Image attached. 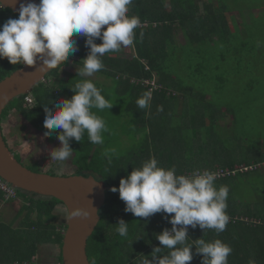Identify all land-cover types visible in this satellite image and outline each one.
Instances as JSON below:
<instances>
[{"label": "trees", "instance_id": "16d2710c", "mask_svg": "<svg viewBox=\"0 0 264 264\" xmlns=\"http://www.w3.org/2000/svg\"><path fill=\"white\" fill-rule=\"evenodd\" d=\"M214 1L216 2V0H133L128 6L127 15L138 16L141 22L149 23L148 26L138 27L135 30L133 44L135 55L126 54L120 50L115 53H106L103 57L105 67L99 72L114 78L119 83L120 93L127 92L130 95L131 101L127 110L130 111L131 107L133 120L139 126L135 136L138 133L145 134L141 135L137 149L133 147L128 157L103 153L97 144L88 140L87 134L81 142L75 141L74 138L70 141L74 152L71 157L72 162L68 163L83 168L88 172L86 176L93 175L97 180L105 181L108 186L105 203L99 210L100 222L87 243V256L90 264H141L145 256L152 259L151 254L154 248L163 247L156 239V234L161 233L165 228L171 229L170 217H166L164 213H156L148 218L136 217L125 211L126 205L120 199L119 192L111 191L113 187H119L121 178L130 174L134 167H141L153 156L159 161V166L165 168L174 166L177 174L192 173L197 170H235L234 174L217 178L215 181L217 187L222 185L229 187L226 211L230 220L226 230L217 234L214 229H207L204 233L199 226L189 227L188 243H194V240L199 238L206 241L221 239L233 249L228 257V264H248L249 260H255L256 264H264V208L259 212H255L250 207L242 209L239 207L240 202L231 197L232 191L241 183L244 176L263 170L264 135H259L256 141L251 143L246 137H238L235 132L225 143V138L223 136L219 138L215 132L219 125L224 127V133L228 131L232 133L233 128L240 129L241 133L245 130L239 128L240 125L237 126L240 118L236 114L232 116L231 125L226 126V121L222 118L231 116L233 112L217 104L213 96L211 97L205 91L210 81L215 83L218 90H224V85L228 86L227 84H231L230 89L234 90L235 86L241 84L237 92L242 96L249 92L251 96L247 100L243 99L248 104L243 102L241 108L247 109L248 112L251 109L249 103H252L253 108L258 106L261 112H258L256 117L261 115L262 118L264 105L254 103L256 95H263L259 87L261 83L253 87L257 79L247 81L245 76L249 75L247 63L250 64L251 60L264 61L261 59L264 57V50L258 49L257 44L249 47V41L241 35L240 27L236 24V26L229 24L228 18L223 15L225 12L221 11V3H218L220 0L217 1L218 4ZM263 11L264 9H259L258 14H262ZM18 17L19 15L9 8H2L0 28L9 18L18 19ZM151 23H156V25L150 26ZM251 24L252 22L247 21L243 25H246V30H250L253 34ZM179 31H182L185 38L183 44L178 43L176 39V33ZM260 31L264 34L262 29ZM253 36L259 35L254 33ZM85 39H77L79 51L69 56V59L80 67L83 66L82 60L89 52V48L85 46ZM101 42L99 39L96 40V43ZM186 45L191 48L182 51L181 55L177 54L176 51H180L181 47H186ZM223 46L228 53H223ZM216 47L222 48L217 56L210 53ZM231 54L233 59H229L227 63L226 59ZM187 57H190L189 61ZM193 57L198 58V61ZM185 62L188 64L187 68ZM67 63L68 60L61 67L53 69L44 81L35 86L31 92L36 101L34 108L25 107V95L19 96L13 100L15 103L12 101L4 110L2 120L8 117L11 110H19L20 115L34 128L44 131L46 116L44 106L48 105L52 111H55L61 99H71L74 95L71 88L81 79L77 72L70 73L66 78L60 75V70ZM173 63L174 67H185L186 71L182 74L175 71L169 72ZM209 65L214 71L219 70L213 78L209 75ZM225 66L234 73H231ZM22 67L23 64L13 65L6 58H0V81ZM260 68L259 66L257 73L264 75V68ZM153 79L161 85V89L154 91L148 108L139 109L136 104L137 99L150 90V85H145L143 82ZM200 82L204 83V87ZM170 86L179 90L174 91L169 88ZM181 100L185 107L191 104V108L184 112L187 115L185 119L196 120L191 126L188 125L185 128L177 126L178 129H174V133L191 131L189 135L192 136L187 138L186 145L189 147L192 144L197 147L190 148L186 157L180 150H175L173 142L175 137H170L172 127L175 125L170 126L169 123L173 122L175 115L179 114L178 104ZM161 105L163 106L162 111L158 110ZM209 107L212 109L207 110ZM156 110L160 115H154ZM247 117L251 119V115L248 114ZM137 125L135 127H138ZM153 133L164 134L158 136ZM54 135L57 136L56 133ZM234 139L235 142L230 145L231 140ZM194 140L196 143L193 142ZM242 166L248 168H240ZM17 192L18 196L29 201V204H24V209L29 214V228L26 226L22 234L19 231L16 232L12 241L10 237L7 243H0L6 244L16 253L14 260H18L21 264H35L36 261L33 259L37 256L39 245L55 243L60 248L62 247L67 225L57 229L54 210L64 204L54 197L42 196L21 189H17ZM33 214L36 215L35 218H32ZM120 219L129 224L126 237L119 236L115 230V225ZM8 233L9 229L5 228V234L8 235ZM16 239L22 240V250L14 245ZM192 251L193 260L190 264H202V255L196 254L195 247ZM58 259L61 264L63 262L61 250ZM0 260V264L11 262V260H4L3 257Z\"/></svg>", "mask_w": 264, "mask_h": 264}, {"label": "clouds", "instance_id": "9594fccd", "mask_svg": "<svg viewBox=\"0 0 264 264\" xmlns=\"http://www.w3.org/2000/svg\"><path fill=\"white\" fill-rule=\"evenodd\" d=\"M132 2H26L20 4L18 19L9 18L0 28V58H6L13 65L36 67L39 63L42 72L61 67L70 55L79 51L77 39L86 38L85 46L89 52L82 60L83 66L78 68L77 75L81 79L71 88L74 95L71 99H61L55 111L48 105L44 106V135L56 133L61 144L50 151V157L61 166L73 155L70 144L73 138L81 142L87 134L93 144L104 142L103 133L108 131L106 121L94 109L110 110L113 104L102 95V89L90 77L105 67L103 57L106 53L119 52L134 44L135 30L142 22L138 16L127 15ZM0 5L4 8V0H0ZM97 39L102 42L96 43ZM160 89L161 85L156 90ZM153 93L146 91L137 99L139 109L150 106ZM158 110L162 111L163 106H159ZM217 176L211 170L177 174L174 166H159V161L153 156L121 178L118 188L111 189L119 192L126 205L125 211L136 217L148 218L156 213L170 217L171 229L165 228L156 234L163 247L154 248L152 259L145 256L141 264H190L193 247L196 254L202 255V264H228L233 249L221 239L206 241L199 238L194 243H188L189 226H199L204 233L207 229H214L217 234L226 230L230 220L226 211L229 187H217ZM115 226L119 236L128 235L129 224L123 219ZM248 264H256V261L249 260Z\"/></svg>", "mask_w": 264, "mask_h": 264}, {"label": "rangeland", "instance_id": "374dc122", "mask_svg": "<svg viewBox=\"0 0 264 264\" xmlns=\"http://www.w3.org/2000/svg\"><path fill=\"white\" fill-rule=\"evenodd\" d=\"M213 1V0H212ZM218 0H216V4L221 3L219 9L225 13H223L224 16H226L227 21L229 20V24L236 26L238 25L241 30V35L249 41V47L255 46V44L259 45L258 49L261 51L264 50V34L261 33L260 29L264 32V11L262 14H258L259 9H264V0H220V2L217 3ZM252 22L250 25L251 31L254 33H258L260 36H253V34L250 33V30H246V25L244 26V22ZM236 24V25H235ZM257 24V25H256ZM239 38H242L241 36L235 34ZM176 39L177 42L180 44L185 43V38L183 37L182 31H179L176 33ZM222 47V45H220ZM191 48L190 46H187L183 48L181 47L180 51H176L177 54L182 53L184 50H188ZM128 49V47H127ZM220 47H216L214 50H211L210 53H214L215 56L219 55L221 53ZM223 53H228L227 49L223 46ZM130 51V50H128ZM126 52V51H125ZM260 55L261 52H259ZM126 54H128L126 52ZM189 56V55H188ZM69 59V58H68ZM188 61L190 60V57L186 58ZM194 60L198 61V58L193 57ZM229 59H233L232 54L227 57L226 62L229 63ZM261 59H264L261 58ZM69 62L60 70V75L63 78H66L69 76L71 72L76 71L79 66L72 63V60H68ZM193 62V61H191ZM257 61L254 60L250 61V64H246L247 69L249 72H247L249 75H246L245 78L247 81H250L251 79H257L255 85L253 87H256L259 83V87L261 88L262 96L256 95L254 99L255 102L258 105H264V75H261L257 73L259 71L258 67L264 68V61ZM183 64V62H182ZM217 63H215L216 65ZM174 63L172 64L171 71L172 73L178 72L182 74L186 71L185 67L187 68L188 64L185 62V67H174ZM231 73H234L231 71L230 68L225 66ZM260 68V69H261ZM180 71V72H179ZM209 75L211 78H213L215 75H217L218 71L215 70L209 65ZM224 75V74H223ZM251 75V77H250ZM92 79L97 87L102 88V93L105 96L106 99H108L112 104L113 107L108 110L105 109L103 111L96 110L98 115L102 116L104 120L106 121V125L108 128V131L103 133L104 142L101 145H98V148L100 151H102L105 154L108 155H115V156H125L128 157L130 152H132L133 147L137 149L139 142L143 134L145 133H138L137 136L135 134L139 130V126L135 123L132 117V109L130 107V111L127 110L129 107L131 98L130 95L127 92H119V83L112 77L106 75L105 73L97 72L94 74V76L90 77ZM209 79V78H208ZM207 79V80H208ZM246 81V82H247ZM208 82V81H207ZM134 84V83H132ZM200 84L204 87V83L200 82ZM228 86L224 85V90H218L215 83L210 81L206 88V93L208 95L213 96L217 104L227 107L228 109H231L233 112L231 116L228 117L225 116L224 119L225 125H231V119L234 117L233 115L236 114L240 118L237 126L239 128L244 129L245 132H242L237 130L236 128L232 129V133H224V127L219 125V127L215 130V132L218 134V137L225 138V143H227L230 139L229 137H232L234 133L242 138L246 137L248 142L254 143L256 141V138L259 137V135H264V116L259 115V117H256V115L261 113L258 110V106H252V103L250 104L249 113L246 111L247 109L241 108L242 103L245 102L244 100H247L251 98L249 96V92H247V95L244 96L241 95V93H238V87L242 86L241 84L235 86L234 90H231V84H227ZM201 87V86H200ZM226 87V88H225ZM170 89L174 90L177 88H174L172 86L169 87ZM179 90V89H177ZM242 90V89H241ZM236 91V92H235ZM259 93V94H261ZM260 96V97H259ZM191 98V97H190ZM210 98V96H208ZM192 99V98H191ZM244 99V100H243ZM257 101V102H256ZM12 103H15L13 101ZM193 103V102H189ZM248 104V103H247ZM191 108V104H187V107L184 105L181 106L179 114L175 115L174 121L170 122L169 125L171 126L174 124L175 126L172 127L173 131L171 130L170 137L174 138L173 142L175 144V150H180L183 155L186 157L188 155V150L190 148L195 149L197 145H192L188 147L186 145L187 138L191 137L192 135H189L191 131H188V133H174L175 128L177 126H184L187 127L188 125L191 126L196 120H192V118H187L186 114H184L185 110H189ZM183 109V110H182ZM211 110L212 107L207 108V110ZM16 113L12 110L9 112L8 117L5 120H8L9 117L13 120L12 125L10 126L7 124V121H3L6 126V136H7V142L9 144V147L11 151L14 152L15 156H17L20 161L27 166L28 168L32 169L35 172H41V173H48L50 175L54 176H71V175H83L86 176L88 172L84 170L83 168H78L76 166L70 165L68 162L71 161V158L68 162H65L63 166L55 162V164L52 162L50 157V151L54 148H57L58 146H61L59 140L57 139V136L50 135V138L48 136H45L44 134H37L40 132L45 133L46 129L44 131L39 132V130H36V128H32L33 126L26 121L19 113V110H15ZM248 114L251 115V119H248ZM233 116V117H232ZM254 116V117H252ZM238 117H236V120H238ZM11 121V120H10ZM138 127H135V126ZM192 128V127H191ZM232 128V127H230ZM178 129V128H177ZM62 130H57V132ZM173 132V133H172ZM190 132V133H189ZM140 134V135H139ZM147 134V133H146ZM151 135V133H149ZM154 134V133H153ZM160 136V134L164 133H155L154 135ZM12 135V136H11ZM43 135V136H42ZM169 135V133H167ZM41 136V138H40ZM28 137V139H27ZM49 138V139H48ZM26 140H29V144ZM160 140V139H158ZM241 141V139H240ZM193 142L196 143L194 140ZM234 140H231V143H234ZM57 143V145H56ZM236 144V143H235ZM234 144V145H235ZM70 165V166H69ZM264 168L261 171H255L254 173L248 174V176H244L243 179H241V183L235 187V190L232 191L231 197L235 199V201H239L240 205L239 207L243 209V207H250L253 208L255 212L262 211L264 208ZM30 198L29 196L27 197ZM16 199V198H15ZM25 204L28 203L25 198ZM262 207H260V206ZM54 214L56 215V226L57 229H61L63 225H67L68 220V213L65 206L60 205L54 210ZM12 221H9V224ZM191 227V226H190ZM66 230V229H65ZM46 247V250H45ZM62 248V247H61ZM60 246L55 243L46 244L43 245L42 250L39 252L37 251V256L33 259L36 260V264H60L59 263V255H60ZM9 257V256H8ZM5 259V258H4ZM1 261V260H0ZM62 264V263H61Z\"/></svg>", "mask_w": 264, "mask_h": 264}, {"label": "water", "instance_id": "95a60500", "mask_svg": "<svg viewBox=\"0 0 264 264\" xmlns=\"http://www.w3.org/2000/svg\"><path fill=\"white\" fill-rule=\"evenodd\" d=\"M26 2L39 4L40 0H4V8L19 15L20 4ZM52 70L40 71L39 63L36 67L23 65L0 81V177L17 189L60 200L68 213L62 264H90L87 243L101 219L99 210L108 190L105 181L93 175L54 176L35 172L15 156L3 132L4 110L15 98L32 92Z\"/></svg>", "mask_w": 264, "mask_h": 264}, {"label": "crops", "instance_id": "0c3cea01", "mask_svg": "<svg viewBox=\"0 0 264 264\" xmlns=\"http://www.w3.org/2000/svg\"><path fill=\"white\" fill-rule=\"evenodd\" d=\"M155 25H156V23H151L150 26H155ZM128 50H130V51H128ZM121 51L123 53L127 52L128 54L135 55L134 45L128 46V49H127V47L122 48ZM71 62L73 63V61H71ZM76 72H78V69L76 71H74V72H71V73H76ZM183 104H184V102L181 100L180 103L178 104V109H181V106H183ZM13 111L16 113L15 110H12V112ZM158 112L159 111L156 110L154 115H156V116L160 115ZM178 113H179V110H178ZM6 121H7V124H9L10 126L12 125L13 120L10 117ZM4 122H3V132H4L5 138L7 140V136L8 135L6 136V126H5ZM32 128H34V127H32ZM37 134H44V133L40 132V133H37ZM48 137L50 138V136H48ZM40 138H41V136H40ZM27 139H28V137H27ZM26 141L28 142L29 140H26ZM28 145H30L29 142H28ZM56 145H57V143H56ZM58 147H60V146H58ZM52 162L55 164V161H52ZM71 162H72V160H71ZM72 166H73V164H72ZM24 202H25L24 197H20V196H18L16 199H13L11 201H6L3 198L2 191H0V237H2V239H3L2 240L0 238V242L7 243L8 239L10 237H11V241H12V238L15 236L16 232L19 231L22 234V231L24 230V228H26V226L28 227V225L30 223L29 222L30 220L28 218L29 217L28 212L24 209V204H25ZM35 217H36V215L33 214L32 218H35ZM10 220L12 222L9 224ZM5 228L9 229L8 235L5 234ZM3 237H5V238H3ZM3 243H0V247L3 246V248H0V258L3 257V258H5L4 260H7V261L11 260L10 263L6 262V263H3V264H21L18 260H14V257L16 256V253H14V251L12 249H9L8 246L6 244L4 245ZM21 243H22L21 239H18V240L16 239L14 241V245H17L16 247L17 248L20 247V249L22 248L21 247ZM47 244H51V243H47ZM43 245H46V244L39 245V247H38L39 248V250H38L39 252L42 250ZM45 250H46V247H45ZM24 251L25 250H23V252ZM38 256H37V258H38ZM34 261H36V260H34ZM35 264H36V262H35Z\"/></svg>", "mask_w": 264, "mask_h": 264}, {"label": "built area", "instance_id": "2783aa9c", "mask_svg": "<svg viewBox=\"0 0 264 264\" xmlns=\"http://www.w3.org/2000/svg\"><path fill=\"white\" fill-rule=\"evenodd\" d=\"M2 8H3V5H0V10ZM148 25H149L148 22H142L140 27H146ZM143 84L150 85V91H152V92L155 91L157 88H159V85L157 84L155 79L145 80L143 82ZM35 105H36V101H35L33 94L31 92L27 93L25 95V99H24V106L29 108V109H32L35 107ZM240 168L247 169L248 167L242 166ZM250 168H253V167L250 166ZM214 172H216L218 174L217 178H220V177H224L226 175L232 174V173L234 174L236 171L235 170L231 171L229 169H218V170H215ZM187 174H191V173H186L185 175H187ZM0 191L3 192L4 199L6 201H11V200L18 197L17 189L14 186H12L10 183L6 182L1 177H0Z\"/></svg>", "mask_w": 264, "mask_h": 264}, {"label": "flooded vegetation", "instance_id": "af4514ba", "mask_svg": "<svg viewBox=\"0 0 264 264\" xmlns=\"http://www.w3.org/2000/svg\"><path fill=\"white\" fill-rule=\"evenodd\" d=\"M4 120H5V119H4ZM4 120H3V121H4ZM5 121H6V120H5Z\"/></svg>", "mask_w": 264, "mask_h": 264}]
</instances>
